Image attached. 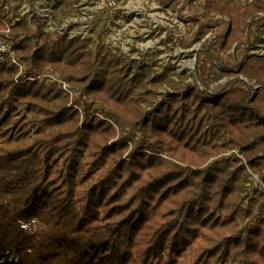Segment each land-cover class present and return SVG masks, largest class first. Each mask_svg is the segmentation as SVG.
Masks as SVG:
<instances>
[{"label":"trees","instance_id":"obj_1","mask_svg":"<svg viewBox=\"0 0 264 264\" xmlns=\"http://www.w3.org/2000/svg\"><path fill=\"white\" fill-rule=\"evenodd\" d=\"M201 7L188 17L200 38L207 15L229 28L204 45L193 83L46 35L37 17L12 27L26 69L16 79L0 62V264H264V195L245 205L246 167L225 156L239 150L264 183V59L221 58L260 38L264 0ZM48 75L73 85L75 107Z\"/></svg>","mask_w":264,"mask_h":264},{"label":"rangeland","instance_id":"obj_2","mask_svg":"<svg viewBox=\"0 0 264 264\" xmlns=\"http://www.w3.org/2000/svg\"><path fill=\"white\" fill-rule=\"evenodd\" d=\"M109 1L110 0H70L68 2L70 5L69 7L60 5L57 17L62 19L65 15L72 12V14L74 13L76 15L75 17L81 20L84 17L88 18L90 24L89 34L93 36L94 40V42L90 44L91 49H94L98 44H102L107 50L128 59L135 70L137 66L140 65H152V76L159 74L163 67L170 66L173 70L172 78L174 80L178 81L179 75L185 74L188 77L187 81L193 83V79L197 77V61L199 54L203 51L206 43L215 40L213 34L205 40L206 36L209 35L210 29L204 37L200 38L197 35L200 24L193 26L187 18L199 15L202 10L201 6L204 4L202 0L197 1L196 4L185 3L181 8H185L184 11L181 15L179 12L180 18L177 17L175 13L177 10H181L178 9L177 1L171 4L173 5L172 8L162 4L161 0H114V6H110ZM10 4V6L14 4L13 0ZM16 11L17 10L13 9L11 15L15 16V14H18ZM81 15H83L82 18L80 17ZM82 21L79 22V26L87 24V21L84 22V24ZM228 28L229 26H226L223 30H215L213 32H216L218 35ZM5 29V24L1 23L0 33ZM85 40L89 42L92 41L88 39ZM246 47L247 46L242 49L245 50ZM233 49H235L236 54V45ZM231 51L227 54H222V60L232 63L238 59L240 60L244 54L249 55L247 52L239 51V53L236 54V60L232 55H229V53H232ZM21 74H23V72ZM21 74L17 72L15 78H19ZM48 77H51V81L65 92L69 106L73 104L72 106L75 107V101H80V97L73 85L58 76L48 75ZM241 79L243 78L241 77ZM59 81L69 85L68 91L63 88L62 83ZM226 81H228V79L215 82L210 88L214 89L218 85L225 84ZM260 86L262 87V85ZM165 90L166 88L164 87L160 91L164 92ZM161 100L162 97L159 96L157 102ZM156 106L157 103L153 106H145L144 108L145 111H148ZM82 122L83 121H80V124ZM113 127L119 132L115 124H113ZM126 131H129V128H126ZM31 135H33V133ZM137 137H139V135ZM232 153L240 157L242 160L241 164L245 165L249 175L246 191L243 194V197L246 198L245 205H247V201L252 199L256 193L264 195V183L261 177L252 171L247 161L242 158L239 154V150H230L225 156H230ZM161 156L168 159L164 154ZM212 160L213 159L209 160L208 163H211Z\"/></svg>","mask_w":264,"mask_h":264},{"label":"built area","instance_id":"obj_3","mask_svg":"<svg viewBox=\"0 0 264 264\" xmlns=\"http://www.w3.org/2000/svg\"><path fill=\"white\" fill-rule=\"evenodd\" d=\"M12 1V0H11ZM60 1L61 0H13V5L5 6L4 10L8 14V18L3 21V23L6 26V29L1 31L0 33V62L7 63L14 68L17 69L18 73L21 74L25 71V65L21 63L15 51L12 47V40H11V32L12 27L16 25V23L26 20L31 26L32 20L34 17H37L40 22L41 30L46 35H51L56 38H66V39H75L80 38L82 40L88 39L92 40L91 43L94 42L93 36L89 34L90 32V24L89 19L83 17L79 19L75 17L76 15L72 12L68 15H65L62 19H59L57 17L58 9H60ZM205 2L206 0H202ZM242 5H251L256 0H236ZM187 0H178V9H181L183 5ZM176 3V4H177ZM196 4L197 0H194L191 2V4ZM110 6H114L115 2L114 0L109 1ZM10 6V7H9ZM15 9L17 10L18 14H15V16H12L11 11ZM176 16L179 17V11L177 10ZM83 14V12H82ZM180 18V17H179ZM188 18V17H187ZM264 18V12L259 13V19ZM59 19V20H58ZM205 20L210 23V31L209 35L206 36L205 40L208 39L213 34V38H216L217 33L213 31H220L223 30L226 26H228L229 20L226 17H223L221 15H207L205 17ZM87 21V24H84L82 26H79V22ZM215 22H218V25L215 26ZM219 29V30H218ZM92 30V29H91ZM261 36L259 40L251 46H247L245 50L243 49V52H247L249 55L258 56L260 58L264 59V26L261 27ZM232 53H229V55L233 56L234 59L237 60V56L235 54V49L231 51ZM243 80L252 88L253 95H255L256 91L261 88L260 85H258L255 82H249L246 79L243 78ZM61 82V81H59ZM63 85V88L68 91L69 85L66 83L61 82Z\"/></svg>","mask_w":264,"mask_h":264}]
</instances>
